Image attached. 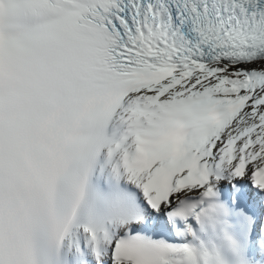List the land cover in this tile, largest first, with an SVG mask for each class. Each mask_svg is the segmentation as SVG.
<instances>
[{"label":"snow or ice","instance_id":"obj_1","mask_svg":"<svg viewBox=\"0 0 264 264\" xmlns=\"http://www.w3.org/2000/svg\"><path fill=\"white\" fill-rule=\"evenodd\" d=\"M0 264H264V0H0Z\"/></svg>","mask_w":264,"mask_h":264}]
</instances>
